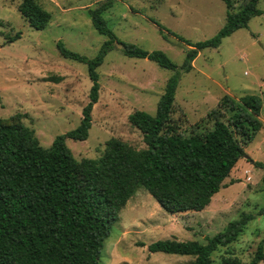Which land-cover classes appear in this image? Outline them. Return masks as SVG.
Wrapping results in <instances>:
<instances>
[{
	"label": "rangeland",
	"instance_id": "obj_1",
	"mask_svg": "<svg viewBox=\"0 0 264 264\" xmlns=\"http://www.w3.org/2000/svg\"><path fill=\"white\" fill-rule=\"evenodd\" d=\"M20 1L0 0V119L20 122L47 148L56 135L78 124L91 84L86 64L61 56L56 44L86 59L94 57L106 36L92 27L88 9L106 0H34L50 15L40 30L19 14ZM238 4L235 0L233 10ZM256 6L261 13L246 27L223 37L217 47L203 48L190 70L179 71L170 114L177 130L188 135L211 128L206 113L223 95L258 96L261 127L243 146L247 157L238 159L223 180L225 186L201 211L166 213L147 192L137 189L119 210L97 264H187L192 256L148 252L146 245L165 238L205 242L241 213L254 217L236 240L210 258L214 264H224V258L246 264L252 257L264 233V212L258 213L264 207V0ZM225 11L221 0H111L101 17L119 41L160 50L179 66L188 46L177 37L190 42L210 38L223 24ZM95 71L99 88L87 136L66 138L65 145L76 160L97 158L110 137L144 148L128 115L134 110L152 115L173 71L145 58L127 57L116 44ZM229 113L225 110L223 119Z\"/></svg>",
	"mask_w": 264,
	"mask_h": 264
},
{
	"label": "trees",
	"instance_id": "obj_2",
	"mask_svg": "<svg viewBox=\"0 0 264 264\" xmlns=\"http://www.w3.org/2000/svg\"><path fill=\"white\" fill-rule=\"evenodd\" d=\"M221 1L226 8L224 22L213 36L196 42L177 37L188 46L179 66L160 50L147 51L116 39L101 17L111 0L88 9L92 27L106 36L94 57L86 59L57 42L61 56L86 64L91 82L88 100L78 124L56 135L47 148L20 122L0 119V264H97L103 240L137 189L147 192L163 211L174 214L201 211L225 186L223 180L245 154L244 144L261 127L260 98L223 95L217 107L206 113L211 128L188 135L178 131L170 117L179 71L190 70L203 48L217 47L223 37L246 27L251 17L261 13L258 0H239L236 10L235 0ZM17 10L38 30L50 18L34 0H21ZM15 38L17 34L10 40ZM114 44L127 57L145 58L173 73L167 77L152 115L143 110L128 115L129 123L141 133L144 148L134 149L110 137L97 158L76 160L64 140L86 138L99 88L95 68ZM225 110L230 113L223 119ZM263 212L264 207L258 211ZM253 217L241 213L205 242L157 239L146 250L192 256L187 264H214L211 253L236 240ZM263 244L264 233L246 264L264 263ZM224 264L244 263L224 258Z\"/></svg>",
	"mask_w": 264,
	"mask_h": 264
},
{
	"label": "water",
	"instance_id": "obj_3",
	"mask_svg": "<svg viewBox=\"0 0 264 264\" xmlns=\"http://www.w3.org/2000/svg\"><path fill=\"white\" fill-rule=\"evenodd\" d=\"M244 157H247L246 155H244Z\"/></svg>",
	"mask_w": 264,
	"mask_h": 264
},
{
	"label": "crops",
	"instance_id": "obj_4",
	"mask_svg": "<svg viewBox=\"0 0 264 264\" xmlns=\"http://www.w3.org/2000/svg\"><path fill=\"white\" fill-rule=\"evenodd\" d=\"M193 61V60H192ZM191 65H192V63H191ZM192 68V67H191Z\"/></svg>",
	"mask_w": 264,
	"mask_h": 264
}]
</instances>
